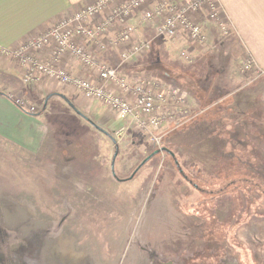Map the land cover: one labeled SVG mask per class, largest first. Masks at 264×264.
I'll return each mask as SVG.
<instances>
[{"label":"rangeland","instance_id":"obj_1","mask_svg":"<svg viewBox=\"0 0 264 264\" xmlns=\"http://www.w3.org/2000/svg\"><path fill=\"white\" fill-rule=\"evenodd\" d=\"M141 27L146 34L141 31L139 39L151 41V48L136 63L122 67L119 74L127 80L142 75L168 84L166 81L173 77L188 92L189 99L200 103L202 108L217 101H212L209 96L215 99L217 94L231 93L233 88L246 86L252 90L259 85L260 78L255 80V77L240 73L245 59L238 41L230 34L224 36L218 30V35L212 37L213 27L209 26L205 43L198 45L186 36L172 40L157 38L152 27L143 23ZM227 78L233 86L225 88L222 81ZM0 86H3L1 79ZM184 109L178 124L163 126L160 147L131 127L120 138L117 153L109 129L99 125L93 119L97 118L95 115L89 117L85 113L83 117L89 118L86 122L94 128L81 127L73 118L64 115L63 128L70 129L77 140L68 150L62 146V155L29 158L0 143V254L24 264L26 261L59 264V258L64 263L70 255L89 258L81 264H112L109 262L116 260L119 253L122 264L126 250L139 235V228L143 227V233L150 232L146 231L149 228H157L160 233L164 224L171 221L169 213L183 218L186 226L205 223L204 233L208 239H223L212 220V213L218 212V199L213 193L218 190L219 179L215 164L233 165L235 171L239 164H264V125L261 128L251 122L262 117L259 112H251L245 115L247 122L239 120L238 123L234 120L240 117L231 116L230 110L222 113L218 107H213L205 111L203 120L218 121L220 118L221 122L206 126L189 106ZM54 133L55 127L45 142L46 152L55 148ZM219 148L236 157L217 156L215 153ZM148 158L150 160L132 182L113 180L114 173L119 179L130 178ZM176 163L200 191L183 178ZM73 170H77L76 173ZM74 174L86 178L76 184ZM238 175L243 179L249 174ZM59 178L72 180L73 186H63L64 182L55 180ZM234 178L233 173H223L224 180ZM200 187L206 190L201 191ZM228 192L222 195L221 208L234 195ZM237 199L243 200L241 196ZM174 225V231L177 230L179 235L188 232L181 224ZM152 238L158 237L153 235Z\"/></svg>","mask_w":264,"mask_h":264},{"label":"crops","instance_id":"obj_2","mask_svg":"<svg viewBox=\"0 0 264 264\" xmlns=\"http://www.w3.org/2000/svg\"><path fill=\"white\" fill-rule=\"evenodd\" d=\"M94 2L95 0H0V47L6 50H17L36 35L45 32L57 22ZM219 5L223 18L229 26L230 36L239 43L242 57L244 59L251 57L259 68L264 69V0H219ZM140 19L141 15L131 22L137 27V32L134 36L135 42L144 41L139 39L141 31L144 30L143 33L146 34L144 27H141L142 22ZM149 26L153 28L155 33V25L151 24ZM209 26L213 27L212 37H216L219 30L218 26L215 23H207L206 28ZM117 34V30H112L106 36V40L114 39ZM79 43L92 49L101 62L112 67H118L119 71L122 69L123 66L119 67L118 49L109 47L101 51L99 46L94 43L82 40ZM46 57L48 56L46 55ZM63 67L67 68L75 76L85 78L96 76L92 71L84 70L79 61L73 57H66ZM25 70L26 68L12 57L0 55V79L4 88L6 87L5 89L0 88V143H3L9 149L19 151L22 155L29 158L38 156H47L49 158L54 154L62 155L61 147L63 146L68 150L72 148L77 140V136L70 129L63 128L62 120L64 115L73 118L81 127H90L91 125L86 122L89 118L86 120L83 117V113H85L89 117L95 115L97 118L93 119L99 125L109 129L114 138L113 145L116 146L118 153L119 144L122 141L120 138L123 135L119 137L117 133L125 124L118 119L111 109L97 101L87 100L78 94L73 87L66 86L58 81L49 80L46 77L40 78L39 81L25 83L23 81ZM222 76L224 77V74ZM161 81L165 82L164 80ZM166 82L168 84L177 83L182 86L174 78H170ZM222 82L225 88L233 86V82L228 78L226 80L223 79ZM257 83L259 85L254 86L252 90L242 86L237 90L233 88L231 93L224 91V94H217L218 97L215 96V99L209 96L212 101H217L207 108H202L200 103L198 104V102L189 99L188 92L182 86L186 99L185 105L179 110L183 113L185 111L184 108L189 106L190 109L197 113V118L200 117L206 126L211 125L213 122H221L220 118H218V121L213 119L210 121L203 120L202 116L205 111L207 109L212 110L213 107L214 109L218 107L222 113L224 110H230L231 116L240 117L234 120L238 123L239 120L241 123L247 122L245 115L251 112H254V114L259 112L263 119L254 118L251 122L255 125L259 124L258 126L262 128L264 125V77L258 79ZM17 100L25 102L27 106H34L41 110L37 114H31L23 107L21 108ZM68 110H72V113ZM52 124L55 125L56 129V133L52 135L55 148L46 152L44 151L45 142L54 128ZM171 124L178 123L171 122ZM91 128L94 127L91 126ZM131 135L129 134L128 137H131ZM86 152L89 154V149ZM117 153L114 155V159L117 158ZM60 167H58L59 171ZM65 168L68 169V167ZM76 171L73 170L75 173ZM136 175L124 180L119 179L117 174H112V177L115 182L123 183L125 181L132 182ZM85 178L84 175L78 176L74 174L73 182L77 184L78 181L82 182ZM55 180L64 182L62 185L65 187L73 186L72 180H61L60 178ZM63 262L62 264H68L66 261Z\"/></svg>","mask_w":264,"mask_h":264},{"label":"built area","instance_id":"obj_3","mask_svg":"<svg viewBox=\"0 0 264 264\" xmlns=\"http://www.w3.org/2000/svg\"><path fill=\"white\" fill-rule=\"evenodd\" d=\"M140 15L143 24L155 25L157 38L172 40L186 36L191 43L201 45L206 41L207 23H215L224 36L230 34L219 0H95L17 50L0 47V55L12 57L26 68L25 83L46 77L73 87L87 100L97 101L116 114L125 124L117 133L119 137L133 127L160 147L163 126L181 119L179 109L185 105L186 97L180 85L165 84L160 79L142 75L127 80L120 76L118 67L101 62L92 49L79 43L81 40L94 43L101 51L116 48L119 67L131 64L151 48V41H134L137 27L131 22ZM112 30H117L118 34L107 41L106 36ZM66 57H73L84 70L96 76L73 75L63 67ZM240 73L255 80L264 77V69L251 57L245 58ZM17 103L31 114L40 112L21 100Z\"/></svg>","mask_w":264,"mask_h":264},{"label":"flooded vegetation","instance_id":"obj_4","mask_svg":"<svg viewBox=\"0 0 264 264\" xmlns=\"http://www.w3.org/2000/svg\"><path fill=\"white\" fill-rule=\"evenodd\" d=\"M171 154L174 156L173 153ZM215 154L219 157H236L232 153L230 156L227 155L221 148L216 150ZM228 166L229 169H227ZM176 167H178V171L183 175V178L189 181L190 184L192 183L197 191H200L198 185L193 184L194 181L188 178L179 163H176ZM138 168L135 170L134 175L143 166L140 169ZM215 168L219 179L217 181L218 190L213 193L215 199L219 201L217 200L218 212L212 213V220L223 239L220 237L218 239H208L204 233L205 223L197 226H191V224L186 226L182 221L183 218L180 216L173 217L175 214L169 213L171 221L164 224V229L160 233L157 228H149L146 231L150 232L146 233L141 232L143 227L139 228L138 237L135 238L131 248L126 250L124 259L121 257L122 264H264V164H239V169L236 171L233 170V165L230 164L227 166L215 164ZM242 172L249 175L242 179V176L238 177V173ZM223 173H233L236 178L224 180L222 179ZM205 190L204 188L201 189V191ZM228 191L234 195L232 197L230 194L229 203L227 202V205L223 203L224 208H221L222 195L228 194ZM239 196L243 200L237 199ZM261 212L262 214H260ZM174 221L176 222L174 223ZM174 224H177V226L181 224L188 232L184 236L179 235V232H176L177 230L174 231L176 228ZM153 235L158 238L153 239ZM174 237L176 238L175 242ZM185 240L189 243H181ZM123 245L121 244L122 247ZM120 252L122 253L123 250H120ZM129 252L130 255L128 256ZM70 256L66 260L68 264H81L83 261L89 260L88 257L82 259L80 256ZM119 257L120 254L118 253L117 259L109 263L120 264ZM58 262L62 264L61 258L58 259ZM0 264L24 263L0 254ZM25 264L34 263L26 261Z\"/></svg>","mask_w":264,"mask_h":264},{"label":"water","instance_id":"obj_5","mask_svg":"<svg viewBox=\"0 0 264 264\" xmlns=\"http://www.w3.org/2000/svg\"><path fill=\"white\" fill-rule=\"evenodd\" d=\"M156 154H158V152H156ZM149 160H150V158H148L145 161H143L141 166L138 169H140L142 166H144ZM113 170H114V164H113ZM114 175H116V174L114 173Z\"/></svg>","mask_w":264,"mask_h":264},{"label":"trees","instance_id":"obj_6","mask_svg":"<svg viewBox=\"0 0 264 264\" xmlns=\"http://www.w3.org/2000/svg\"><path fill=\"white\" fill-rule=\"evenodd\" d=\"M171 77V76H170ZM171 78H173V77H171ZM20 106V105H19ZM21 107V106H20ZM22 108V107H21ZM26 111V110H25Z\"/></svg>","mask_w":264,"mask_h":264}]
</instances>
